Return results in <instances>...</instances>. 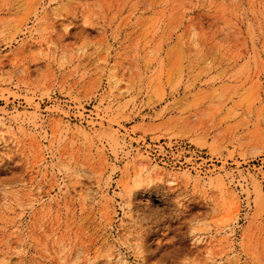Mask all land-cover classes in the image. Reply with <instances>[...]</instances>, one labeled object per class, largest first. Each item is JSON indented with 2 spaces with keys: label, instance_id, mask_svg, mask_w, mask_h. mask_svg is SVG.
Listing matches in <instances>:
<instances>
[{
  "label": "rangeland",
  "instance_id": "374dc122",
  "mask_svg": "<svg viewBox=\"0 0 264 264\" xmlns=\"http://www.w3.org/2000/svg\"><path fill=\"white\" fill-rule=\"evenodd\" d=\"M0 264H264V0H0Z\"/></svg>",
  "mask_w": 264,
  "mask_h": 264
}]
</instances>
